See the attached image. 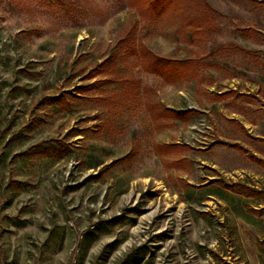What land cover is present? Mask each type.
<instances>
[{
	"label": "rangeland",
	"instance_id": "obj_1",
	"mask_svg": "<svg viewBox=\"0 0 264 264\" xmlns=\"http://www.w3.org/2000/svg\"><path fill=\"white\" fill-rule=\"evenodd\" d=\"M134 1L0 0V264H264V0Z\"/></svg>",
	"mask_w": 264,
	"mask_h": 264
},
{
	"label": "trees",
	"instance_id": "obj_2",
	"mask_svg": "<svg viewBox=\"0 0 264 264\" xmlns=\"http://www.w3.org/2000/svg\"><path fill=\"white\" fill-rule=\"evenodd\" d=\"M171 0H136L134 3L141 4L144 10H152L155 13H159L170 4ZM133 4V2H132ZM145 55L149 56V60L143 64V70L146 73L165 77L166 74L174 72L176 76L184 75L191 69L190 60H175L164 57H159L151 54L145 50ZM175 120H184L187 117L197 114L195 110H165ZM253 193H257L251 190Z\"/></svg>",
	"mask_w": 264,
	"mask_h": 264
},
{
	"label": "bare ground",
	"instance_id": "obj_3",
	"mask_svg": "<svg viewBox=\"0 0 264 264\" xmlns=\"http://www.w3.org/2000/svg\"><path fill=\"white\" fill-rule=\"evenodd\" d=\"M160 189H162V191H163V188L162 187H160Z\"/></svg>",
	"mask_w": 264,
	"mask_h": 264
}]
</instances>
